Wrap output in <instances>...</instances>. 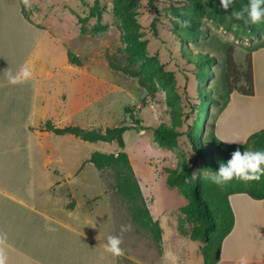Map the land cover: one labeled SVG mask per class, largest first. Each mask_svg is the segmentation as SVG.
<instances>
[{
    "label": "rangeland",
    "instance_id": "obj_1",
    "mask_svg": "<svg viewBox=\"0 0 264 264\" xmlns=\"http://www.w3.org/2000/svg\"><path fill=\"white\" fill-rule=\"evenodd\" d=\"M97 3L103 10L100 24L106 28L101 33L92 31L98 24L97 18H90L86 24L81 22ZM243 6L244 0H234L227 12L220 6V0H31V8L24 5L31 22L48 31L56 41L48 49L51 61L46 64L50 73L62 70L63 74L92 77L86 78L78 94L83 112L75 114L76 123L96 130L131 127L124 135L125 152L146 202L163 222L166 231L161 247L133 221L129 204L117 192L114 171H99L93 164H86L78 173H93L92 191L79 185L69 188L75 181L71 174L78 170L79 159L93 152L118 153L116 143L91 144L71 135L54 137L64 155L60 164L52 162L50 168L52 173H64L69 180L64 194L70 203L75 201L74 194L84 211L108 213L105 229L114 222L111 235L120 236L123 241L121 248L125 254L121 264H189L182 254L186 245L181 246V238L190 239L193 227L182 213L190 201L168 185V171L193 166L194 176L208 180L214 173L205 170L202 161L196 159L189 135L194 134L196 124L206 125L207 133L214 130L220 105L203 103L201 92L205 89L209 98L224 102L220 97L227 90L229 54L236 65L231 73L239 74L248 68L250 49L264 42V19L257 24L228 19L233 9L240 10ZM120 11L138 27L142 40L147 42L146 54L156 58L159 67L156 92H151L141 77L133 74L136 68L129 65ZM177 17L191 20V27L182 29ZM233 23L239 24L235 32ZM69 53L77 57L78 63L70 62ZM199 53L209 54L215 61L208 67L211 76L207 84L200 80L203 71L190 60ZM202 104L210 109L208 117ZM72 105L75 109V104ZM126 108L135 110L134 118L139 124L125 112ZM65 124L70 121H62L59 126ZM161 126L172 127L179 134L173 146L162 148L155 143L154 130ZM88 194L96 196L90 199ZM101 203L103 208H94ZM129 224L131 230L121 233V225Z\"/></svg>",
    "mask_w": 264,
    "mask_h": 264
},
{
    "label": "crops",
    "instance_id": "obj_2",
    "mask_svg": "<svg viewBox=\"0 0 264 264\" xmlns=\"http://www.w3.org/2000/svg\"><path fill=\"white\" fill-rule=\"evenodd\" d=\"M51 43L56 45L48 31L25 18L21 0H0V233L6 234V264H121L122 256L103 247L114 227L112 222L105 229L108 213L84 211L74 194L76 205L73 201L74 208L69 209L64 194L69 180L50 169L52 162H62L64 154L54 139L60 136L45 131V124L52 121L60 127L62 121H70L65 125L79 126L75 114L83 112V106L78 94L86 78H92L62 70L50 73L46 61H51ZM252 61L254 96L233 93L214 121L216 136L228 144H244L264 129V48L252 53ZM25 66L32 71L31 78L10 84L6 72L15 75ZM93 153L78 160L69 188L79 185L92 191L93 173L78 172L90 164L84 163ZM230 203L235 224L223 242L218 264H241V258L247 264H264V200L234 194ZM147 205L164 230V241L163 222ZM190 240L181 238L185 260L203 264L201 243Z\"/></svg>",
    "mask_w": 264,
    "mask_h": 264
},
{
    "label": "trees",
    "instance_id": "obj_3",
    "mask_svg": "<svg viewBox=\"0 0 264 264\" xmlns=\"http://www.w3.org/2000/svg\"><path fill=\"white\" fill-rule=\"evenodd\" d=\"M249 0H244V6ZM23 14L28 18L25 7ZM103 10L97 3L90 11L89 17L82 19L86 24L90 18H97L98 24L94 26V33L105 32L106 28L100 24ZM123 18L126 33L123 38L125 44V53L129 65L134 66L136 71L134 75L140 76L144 85H147L151 92L157 91L156 79L158 77L159 67L155 57H149L146 54L147 42L142 40L138 27H134V21L128 15L119 12ZM247 18V15H246ZM264 48V42L250 49L248 59V68L239 74L231 73L236 65L234 57L229 54L227 65L228 71L225 79L226 92L220 98L221 101L209 98V92L202 89L201 98L203 103L214 102L220 105L219 112L223 111L231 95L235 92L244 96H254V72L252 53ZM69 60L72 63H78L77 57L69 53ZM193 64L200 68L203 73L200 80L202 84H207L211 73L209 66L214 64V58L209 54L199 53L190 59ZM208 70V71H205ZM236 81L235 83L233 81ZM205 111V117L210 115L208 106L201 105ZM125 112L130 114L135 120V110L126 108ZM129 126L109 127L105 130L86 129L80 126L56 127L52 121L45 124V131L51 132L57 136L72 135L88 143H116L120 148L118 153L94 152L86 163L93 164L97 170H112L115 174L118 194L129 204L133 221L141 228L146 230L153 238L158 247L163 242V229L159 221L154 220L151 211L148 208L146 199L143 195L140 182L135 174L129 155L125 152V133L130 130ZM194 134L189 138L195 150L196 159L202 161L205 170L215 172L220 162H226L231 157V153L236 149L241 152L264 151V129L252 134L244 144H228L220 140L214 130L207 133L206 125L196 124ZM179 134L172 127L161 126L154 130L153 137L155 143L162 148H168L176 143ZM206 142V144H205ZM261 167H264L262 165ZM194 167L182 166L180 169H170L168 171L167 183L172 188H177L190 202L182 208V213L186 216L188 222L193 227L190 233V239L201 243V253L203 264H218L221 257V250L224 240L232 232L235 224L234 211L230 203V196L234 194H247L252 199L264 200V176L253 181H242L233 179L223 186H217L211 180L205 179L201 175L194 176ZM69 209L74 208L71 203Z\"/></svg>",
    "mask_w": 264,
    "mask_h": 264
},
{
    "label": "clouds",
    "instance_id": "obj_4",
    "mask_svg": "<svg viewBox=\"0 0 264 264\" xmlns=\"http://www.w3.org/2000/svg\"><path fill=\"white\" fill-rule=\"evenodd\" d=\"M22 3L27 8H31V0H22ZM234 0H220V6L227 12ZM183 15V14H182ZM247 15V18H246ZM229 20L243 21L244 23L251 22L252 24L259 23L264 19V0H249V3L243 6L240 10L233 9ZM177 24L182 29L191 27V20L176 18ZM239 29V24L233 23L232 30L235 32ZM7 80L10 84H18L27 81L32 76V71L27 67H22L17 74H13L11 70L6 72ZM236 142V141H233ZM264 151L245 150L241 152L236 149L231 153L230 159L226 162H220L218 169L209 176L212 183L217 186H223L233 179L242 181L259 180L264 176ZM131 225H121V233L130 231ZM6 234L0 233V264H6V255L4 252V243ZM122 238L120 236L110 235L107 237V243L103 245L106 252L113 256H123L124 249L121 248ZM241 264H247L246 259L241 258Z\"/></svg>",
    "mask_w": 264,
    "mask_h": 264
}]
</instances>
